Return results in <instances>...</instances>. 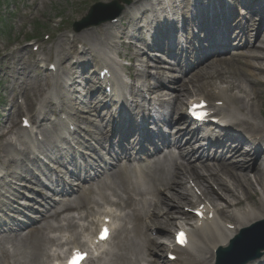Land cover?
<instances>
[{"label":"bare ground","instance_id":"1","mask_svg":"<svg viewBox=\"0 0 264 264\" xmlns=\"http://www.w3.org/2000/svg\"><path fill=\"white\" fill-rule=\"evenodd\" d=\"M129 1L122 0L116 5L124 9L123 5ZM249 1L255 3L200 0L193 4L194 0H168L170 8H167L163 0H135L131 5L133 12L125 10L108 23L97 26L93 33L77 30L69 43L65 35L61 37L57 48L60 58L54 65L63 74L79 69L78 66L81 71L69 79L62 75L57 83L64 87L59 93L51 82L37 84L36 66L30 64V59L23 63L20 57L27 54L25 48L18 54H6L3 60H15L16 66L7 64L4 73L12 70L11 66L18 68L16 82L20 93L31 92L33 97L27 95L25 105L14 106V114L6 125L0 124V164H3L0 167V231L8 230L7 235L0 237V264H50L55 255L49 253L48 247L57 242L56 238H50V230L71 232L75 241L70 243L71 250L89 251L88 244L80 241L82 225L79 222L89 219L92 228L104 222L97 217L102 205L119 208L122 221L115 231V248L104 253L103 264H169L164 259L166 256L177 258L173 264L182 261L213 264L219 251L224 255L241 252L248 261L258 253L252 250L264 242V92L260 90L264 84V9L259 12L263 6L259 0ZM103 13V10L99 12ZM93 19L97 20L98 16ZM236 23L239 28L235 27ZM125 25L131 30H121ZM201 29V32L205 29L213 32V36L201 38L209 42L205 51L191 47L188 55L192 65L185 66L177 57L179 48L173 50L172 39L183 37L182 32L186 31L189 41L191 34ZM230 31L236 32L233 37L244 42H240V55L225 59L226 54L221 51H227V46L232 45L226 40ZM255 38L260 39L258 46ZM117 39L127 52L135 51L124 54L129 61L136 62L128 71L134 80L123 88L129 93L121 94L115 87L107 93L111 84H105L102 89L100 81L96 83L92 77L94 84H80L79 81L90 79L88 73L93 63L111 70L115 67L119 83L127 84L122 75L127 65L122 66L112 58L123 53V48L114 41ZM219 41L213 50V43ZM80 42L82 52L74 47V43ZM78 55L74 61L77 67L66 66L68 56ZM34 74V79L27 77ZM5 76L2 82L9 80ZM92 93L97 94L94 99L100 102L109 97L113 100L120 94L112 106L115 113L101 112L97 102L90 99ZM146 96L150 97L148 105L144 103ZM187 100L190 106L206 103L212 115L201 123L190 120L183 114ZM217 102L224 106L217 107ZM65 106L74 121L89 128L94 126L95 130L89 133L91 140L97 142L92 148L90 142H82L77 137L63 141L74 142L82 155L79 163L82 170L75 169L71 174L74 177L70 176L69 180L51 171L54 150L49 145L69 133L59 124L51 127L50 120L43 129L37 126L47 113ZM224 111L227 115L221 113ZM24 114L29 116L28 127L38 130L37 136L45 137L34 159L26 148V138L33 132L25 129L24 122L15 123V118ZM91 117H96L95 122ZM213 117L219 118L218 124L213 123ZM152 127L155 128L151 130ZM13 130L16 141L26 148L24 151L17 148L15 140L7 139ZM234 132L243 136H236ZM207 141L210 142L207 144ZM163 146L166 154L160 153ZM69 151L67 148L66 155ZM86 151L92 152L90 157ZM147 153L153 155L142 170L131 162V156ZM39 156L48 163L40 164ZM63 156L61 153L53 159L57 161ZM108 157L116 163L108 165ZM39 171L45 172L44 180L54 195L61 197L59 202H54L53 195L45 191L43 180L36 175ZM99 171H104L103 175ZM72 178L76 183H71ZM23 189L28 193V202L34 196L35 203L43 208L40 217L19 219L27 211L35 212L33 206L23 207L18 203L25 199L19 191ZM72 212L78 216L71 218ZM27 228L28 232L23 233ZM173 231L186 233L184 247L177 246L175 238L171 241ZM154 232L159 234L153 235ZM161 239L166 241L161 244ZM257 257L247 264H264V250Z\"/></svg>","mask_w":264,"mask_h":264},{"label":"rangeland","instance_id":"2","mask_svg":"<svg viewBox=\"0 0 264 264\" xmlns=\"http://www.w3.org/2000/svg\"><path fill=\"white\" fill-rule=\"evenodd\" d=\"M115 1L116 0H0V76H1V71H3L2 76L6 75L5 78L9 79L6 82H2L5 80L2 76L0 78V124L1 125H3V124L6 125V123L8 122V118L13 116V114H14L13 112L15 109L14 106H17L19 104L18 101L22 102V103L24 101V103H25L27 95H30L31 97H33V95L30 94L31 92H29V94L27 93L26 95H24L23 93H20L18 84L16 82V79H17V76H16L17 72L16 71H18V68L15 69L16 67L11 66L12 70H10V69L6 70L4 73V70H5V67H7L6 66L7 64L9 65L11 63L13 66H16L15 60H13L11 62L3 60V58L6 56V54L11 53V52H16L18 54V52H20L23 48H25L27 50L26 53L28 55L27 54H25V55L20 54V57L23 59V63L26 62V60H28V59H30V64L33 67L36 65L38 66L42 62H45L46 64L57 63V60H59V58H60V54L57 53V48H58V44L60 42L61 37L63 35H68L69 37H67V39H68V43H69L71 41L73 35L76 34V31L73 29L75 24L81 23L86 17L89 16V13L91 12V10H93L100 3L106 4V6H109V5H112L113 3H115ZM163 1L166 3L165 6L167 8H170L169 7L170 4H167L168 0H163ZM224 1L226 3L229 0H224ZM241 1L242 2L244 1V3L247 2L248 4H254L255 3V2L249 1V0H241ZM83 2H85V3H83ZM132 2L135 3V0H131V3L128 5L127 4L123 5L124 9L122 12H124L125 10H127L129 12H133V10L131 8ZM149 4H151V2ZM104 11H106V9ZM134 12H136V11H134ZM237 12H239V10H237ZM247 13H250V11H247ZM160 14L165 16L166 13L161 12ZM234 18H236V17H234ZM220 21H221V19H220ZM105 23H108V22H105ZM105 23H103V24H105ZM238 23H241V22H238ZM238 23L235 24L236 28L240 27L238 25ZM103 24H101V25H103ZM101 25H99V26H101ZM95 28H97V26L94 25V26H91L88 28H83V29H81L80 32L82 33L83 31L87 30V31L93 33L92 30ZM122 29L131 30V28H129L128 25L121 27V30ZM233 30H235V28H233ZM262 31H263V29H262ZM234 34H231L232 38L230 41V43L232 44L231 45L232 48L230 50H232L231 52H233V53H229L230 52L229 51L225 55V59H230V58H228L230 56L236 57L237 55H240V53L242 51L240 48L241 47L240 42H244V39L238 38V37L235 38V37H233ZM254 35H256V34H254ZM115 41H116L115 43H118L121 46L120 42H118L119 39H117ZM254 43L258 46L260 44V39L256 40V38H255ZM30 45H33V46H30ZM77 45H78V50L80 52H82L83 48L79 47L82 44L76 43V44H74V47L76 48ZM35 46H38V50H39L38 52L35 51V49H34ZM120 46H118V47H120ZM66 48H70V46L67 45ZM121 48H123V47L121 46ZM50 50L52 51L51 52V58L49 57ZM122 51H123V53H122L123 57H125L124 54L128 55L129 52H130V54L135 53V51L133 49H131L129 52H127L126 47H124ZM69 56L66 59V66H69L70 63L73 60H75V57H69ZM39 58H43V61ZM122 61L124 62L123 64H125V66L127 65L125 75H126V78H128V76L130 75V72H128V71L132 68V66L136 62L129 61V58H126V57H125V59L122 58ZM35 68H36V72H37V79H36L37 84L41 83L42 85H45L46 83L51 82L50 79L55 80L58 77V76L57 77L52 76L53 74H51V72H48V70H43V69H40L38 67H35ZM14 69H15V71H14ZM152 72L154 73V70H152ZM11 75H12V77L9 78V76H11ZM178 75H173L172 77L177 80V79H179ZM35 76L36 75L34 74V75H29L27 77L34 79ZM91 76L92 75H89L90 79L88 81H79V83L83 84V86L86 85V83L91 84V82H92V84H94L92 81L93 79H91ZM93 78H97V75L96 74L93 75ZM63 87L62 86L60 87V85L57 84V86L55 87L56 88L55 92L59 93V90L62 89ZM260 90H262L264 92V84ZM95 96H96V94H92L90 96V99L93 101L94 100L96 101V99H94ZM36 97L38 98V100L40 99L39 102H41V98H39L38 95H36ZM24 98H25V100H24ZM146 100H147V96H146L145 101ZM85 102H86V100H85ZM101 102L98 103V106L104 107V101H101ZM58 105H60L59 102H58ZM70 105L68 104L66 106H70ZM66 106L61 111H53V113H51V114L47 113L45 120L43 119L44 121L42 122L41 126L40 125L39 126L45 127L46 124H48V120H50L52 122H56L59 119L60 115L68 116L67 113H69V111H68V107H66ZM37 107H39V105ZM263 108H264V104H263ZM70 112H72V111H70ZM72 113H74V112H72ZM223 114L227 115L226 111L223 112ZM26 117L28 118V114H24L21 117L19 116V117L15 118L16 125H17V123L19 125L21 123L22 118H26ZM94 119H96V117H91V120L94 121ZM84 128H85V130H86V128L88 130H91V131L95 130L94 126H91L90 128L87 126H84ZM76 131H78V130H76ZM81 131H82V129H80L79 134L81 137L84 138L85 135L80 133ZM15 135H16V131L13 130V132L8 135L7 139L8 140L13 139L17 143V141H16L17 138L15 137ZM234 135L243 136V134H240L238 132H234ZM27 142H28V145L26 146V148H27L28 152H29V147L31 149H33L34 154H32L31 152H29V153L33 156V158H31V159H34V157H37V155L35 156V153L37 151V150H35V148L39 149L41 147L42 142H32L31 144H29V141H27ZM58 144L61 147L62 141H59ZM16 146L18 149H21L23 151L26 149L19 142L17 143ZM50 148H51V145H50ZM21 158L25 159L26 157L23 156ZM110 159L111 158H109V157L107 159V161L110 165H112L113 163H116V161H111ZM238 159L240 160L241 158L238 157ZM32 161H35V160H32ZM1 165H3V164H0V167H2ZM53 165H56V164L53 162ZM145 165L143 163L142 166H140V168L141 169L145 168ZM0 169H2V168H0ZM5 173H6V171H5ZM77 180H78V178H77ZM74 181H75V178L71 181V183H76ZM77 182L81 183L80 181H77ZM68 183H70V181ZM75 188L77 189L76 186H75ZM19 191H20V194L23 195V197L25 196V199H22L19 201L20 205L23 207L27 206V205H31V206H33L32 208L35 211L34 213H32V212L30 213L27 211V212H25L26 213L25 216L20 217L19 219L24 221V220H26V218L28 219L30 217H40V214L42 213L43 208L40 207L39 204L35 203L34 196H32V198H31L32 202H30V201L28 202L26 199V196H28L27 191L25 189L19 190ZM45 191L48 192L50 195H53V199H55V200H53L54 202H59V199H61L60 196L54 195V193H51L49 190H45ZM73 197H75V196H73ZM73 216H75V214H73ZM29 225H27L28 228L30 227ZM28 228L24 229L22 232L27 233ZM0 229H2V228H0ZM7 231L8 230H1L0 231V237L7 235ZM49 232H52L49 234L50 238H56L57 239V242H55V244L50 245L48 247L49 252L51 254H59L62 252H66L68 249V246H65L64 242H62V240L64 239L63 238L64 235H67V234H65V230H50ZM157 233L159 234V232H155V234H153V235H158ZM173 234H172V236H173ZM163 237H166V236L164 235ZM165 241H166L165 239H163V240L161 239L160 243L162 244ZM115 245H116V239H113V242L111 244V249H114ZM8 249L13 250L10 247ZM159 254L161 255L162 252H159ZM103 260H101L99 262L101 264H103ZM54 261H52V263ZM165 261H167V260L165 259ZM161 264H164V263L162 262Z\"/></svg>","mask_w":264,"mask_h":264},{"label":"water","instance_id":"3","mask_svg":"<svg viewBox=\"0 0 264 264\" xmlns=\"http://www.w3.org/2000/svg\"><path fill=\"white\" fill-rule=\"evenodd\" d=\"M120 1H122V0H116L115 3H113L112 5H109V6H106V4L100 3L93 10H91V12L89 13V16L86 17L81 23L75 24V28H77V26H78L77 30H81L83 28H88V27H91L93 25H99L105 21L112 20L113 18L120 15L122 7L119 5H116ZM125 3H127V2H125ZM105 9H106V11H104ZM114 9H116V14H114V11H115ZM101 10H103L104 12H107V14H109V13H112V14L110 16L108 15L107 17L99 19V20L93 19L95 16H98V18H101V17H99V16H101V14H99V12Z\"/></svg>","mask_w":264,"mask_h":264},{"label":"snow or ice","instance_id":"4","mask_svg":"<svg viewBox=\"0 0 264 264\" xmlns=\"http://www.w3.org/2000/svg\"><path fill=\"white\" fill-rule=\"evenodd\" d=\"M195 107H202V105L200 106H195ZM194 114L196 115H204V113L202 112H195ZM108 236V229L107 228H104L102 233H101V236H100V239H106ZM177 241L178 243H180L181 245H184L186 244L187 240H186V236L183 232L179 233L178 234V237H177ZM87 254L86 253H80V252H77L73 259L69 262V264H80V262L82 260H84L86 258Z\"/></svg>","mask_w":264,"mask_h":264}]
</instances>
